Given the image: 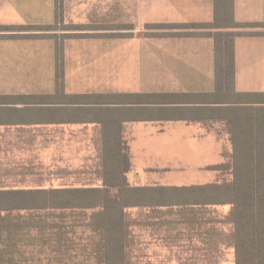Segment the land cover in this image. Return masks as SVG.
Wrapping results in <instances>:
<instances>
[{"label": "crops", "instance_id": "0c3cea01", "mask_svg": "<svg viewBox=\"0 0 264 264\" xmlns=\"http://www.w3.org/2000/svg\"><path fill=\"white\" fill-rule=\"evenodd\" d=\"M54 3L0 0V27H7L0 28V35L73 34L62 40L59 82L54 38L0 37V188L107 186L109 196L116 198L118 187L112 183L156 188L221 181V172L212 167L225 162L231 145L225 118L213 110L214 33H237L235 91L264 92V0H232V17L244 25L237 28L171 27L213 22L214 0H61L59 20ZM56 21L77 28H31ZM87 150L97 153V185L77 180L46 185L47 175L59 173L62 180L82 176ZM211 207L126 208L130 264L137 258L132 251L141 247V234L171 237L166 241L175 247L172 242L180 236H190L177 231L192 233L200 226L176 225L201 220ZM101 210L1 212L0 264H86V255L89 264L100 263L96 216ZM200 232L206 240L211 231ZM59 250L63 259L54 256Z\"/></svg>", "mask_w": 264, "mask_h": 264}, {"label": "trees", "instance_id": "16d2710c", "mask_svg": "<svg viewBox=\"0 0 264 264\" xmlns=\"http://www.w3.org/2000/svg\"><path fill=\"white\" fill-rule=\"evenodd\" d=\"M55 19L61 17V0H55ZM215 18L208 24L173 25L171 27L237 28L232 17V0H214ZM61 22V21H60ZM58 26V27H56ZM75 30V25L31 27L34 30ZM169 28L168 25H147L149 29ZM1 30L7 27H0ZM14 28V27H13ZM16 27L15 30H26ZM215 90L212 93L214 113L225 118L231 152L229 160L213 166L226 172L228 178L219 182L191 187L130 188L117 185L118 197L109 196L104 188L24 190L0 188V213L12 210L83 208L101 206L96 216L101 231L98 264H130L128 261V226L125 209L133 206L155 205H212L229 206L219 221L230 226L229 247L233 250V264H264V92L238 93L234 89L232 31L214 33ZM73 34H17L0 35L15 38H54L55 74L61 80L62 40ZM157 34H150L156 36ZM218 100V101H215ZM209 103V102H208ZM158 194L164 199L148 196ZM192 221V220H190Z\"/></svg>", "mask_w": 264, "mask_h": 264}, {"label": "rangeland", "instance_id": "374dc122", "mask_svg": "<svg viewBox=\"0 0 264 264\" xmlns=\"http://www.w3.org/2000/svg\"><path fill=\"white\" fill-rule=\"evenodd\" d=\"M87 140L88 138L86 139V143ZM85 155L86 167H84L83 169H79V171L82 172V176H79L78 178L76 176H70L66 180H62L59 177V173L56 174L58 175V177H50L47 175L46 179L49 180L45 182L46 185L56 186L63 183L70 184L76 183V180L77 182H79V185H97V173L96 168H94L95 165H97V161L95 158H93V156H97V153H94L91 150L89 152V150H87L85 152ZM228 160L229 154L227 155L225 161L227 162ZM71 169L73 170L74 168ZM53 171L56 170L54 169ZM226 174V172L219 173L217 179L219 178L218 180H221L223 178H228V175ZM228 211V205L215 206L211 207L210 211L207 212L208 215L204 216V218H202L201 220H198V217H194L195 219H192V221H185L181 223L179 222L180 224L176 225L177 228L188 225L200 226L199 229L192 233H188L184 230H182V232L177 231L180 232L181 235L190 236H180L177 241L172 242L175 244V247L169 245V243L171 244L169 240L166 241V239H171V237H165L164 240V236L162 235L156 236L150 233L147 234L146 232L141 234L142 237L139 239L141 247H136L132 251V254L137 256V258L134 259V263L132 264H233V250L228 245L230 226L226 223L219 222L223 218V216L228 213ZM131 214L134 215L135 212L132 211ZM176 218L179 219L178 217ZM87 230L88 229L85 227V244L88 243ZM201 230L211 231L210 233H206V240L201 239L205 238V236H203V232H200ZM205 246L207 248H204ZM61 250H59V254H57V251L54 252V256H59L62 258L63 255L61 254H63V252ZM73 254L76 255V251ZM29 256L30 255H28V257ZM46 256L48 257V255ZM90 260L91 259H88L86 255V264H89L91 262Z\"/></svg>", "mask_w": 264, "mask_h": 264}]
</instances>
